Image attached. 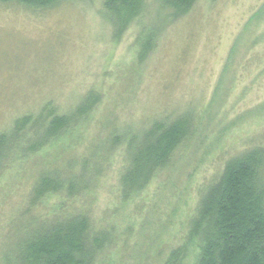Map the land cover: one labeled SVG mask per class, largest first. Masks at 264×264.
<instances>
[{
  "label": "rangeland",
  "instance_id": "obj_1",
  "mask_svg": "<svg viewBox=\"0 0 264 264\" xmlns=\"http://www.w3.org/2000/svg\"><path fill=\"white\" fill-rule=\"evenodd\" d=\"M106 1H0V134L11 146L0 160V264H16L21 243L52 219L79 213L106 237L96 264H162L176 248L178 264H196L202 190L231 158L264 154V0H195L179 14L141 0L133 16ZM51 110L68 128L31 149ZM180 116L189 137L124 197V138ZM24 117L33 121L17 132ZM43 175L64 187L33 200Z\"/></svg>",
  "mask_w": 264,
  "mask_h": 264
},
{
  "label": "trees",
  "instance_id": "obj_2",
  "mask_svg": "<svg viewBox=\"0 0 264 264\" xmlns=\"http://www.w3.org/2000/svg\"><path fill=\"white\" fill-rule=\"evenodd\" d=\"M0 1L44 7L60 0ZM193 1L165 0L174 14L186 10ZM140 4L141 0H107L105 7L113 14L119 9L133 16ZM94 100L95 97H90L79 107L78 113L87 111ZM54 114L52 110L47 114L53 118L43 137L31 149L37 147L38 142L45 143L68 128L70 118ZM188 117L180 116L168 123L155 121L143 131L139 140L134 136L124 138L126 168L120 179L124 197L144 188L155 170L163 168L176 148L189 137L191 129ZM32 121L31 117L19 119L14 129L18 132ZM9 140L7 134H0V160L11 147ZM263 165L261 149L246 151L228 160L219 178L204 187L190 232V238L198 250L196 264H264ZM80 174H73L72 178L76 179ZM63 187L61 180L43 175L35 184L33 200L46 193L60 191ZM74 188V183L69 182L68 191ZM90 227L91 222L85 213L54 218L21 243L16 264H96L97 254L106 237L94 236ZM182 254L183 249H173L162 264H178Z\"/></svg>",
  "mask_w": 264,
  "mask_h": 264
}]
</instances>
